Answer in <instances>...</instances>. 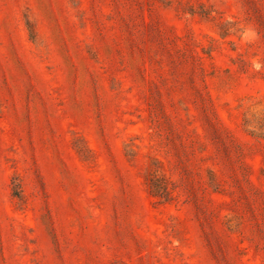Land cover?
I'll return each mask as SVG.
<instances>
[{"label": "rangeland", "instance_id": "rangeland-1", "mask_svg": "<svg viewBox=\"0 0 264 264\" xmlns=\"http://www.w3.org/2000/svg\"><path fill=\"white\" fill-rule=\"evenodd\" d=\"M0 264H264V0H0Z\"/></svg>", "mask_w": 264, "mask_h": 264}, {"label": "trees", "instance_id": "trees-1", "mask_svg": "<svg viewBox=\"0 0 264 264\" xmlns=\"http://www.w3.org/2000/svg\"><path fill=\"white\" fill-rule=\"evenodd\" d=\"M162 191H163V189L159 190V192H162Z\"/></svg>", "mask_w": 264, "mask_h": 264}]
</instances>
